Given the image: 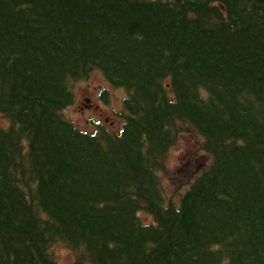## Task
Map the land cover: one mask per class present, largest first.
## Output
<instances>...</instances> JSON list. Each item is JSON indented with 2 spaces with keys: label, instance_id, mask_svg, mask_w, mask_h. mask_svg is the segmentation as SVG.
<instances>
[{
  "label": "trees",
  "instance_id": "obj_1",
  "mask_svg": "<svg viewBox=\"0 0 264 264\" xmlns=\"http://www.w3.org/2000/svg\"><path fill=\"white\" fill-rule=\"evenodd\" d=\"M95 70L129 93L118 131L63 114ZM180 125L211 162L165 205ZM58 242L69 264H264V0H0V264H59Z\"/></svg>",
  "mask_w": 264,
  "mask_h": 264
},
{
  "label": "rangeland",
  "instance_id": "obj_2",
  "mask_svg": "<svg viewBox=\"0 0 264 264\" xmlns=\"http://www.w3.org/2000/svg\"><path fill=\"white\" fill-rule=\"evenodd\" d=\"M72 88L74 101L64 109L63 114L75 126L85 131H90L97 122L112 131L122 127L121 115L127 113L124 100L129 96L125 89L112 86L97 70L87 79L74 82ZM180 126V135L166 158V170L159 174L165 205L173 197L174 202H179L180 197L189 189L188 183L179 184L175 180L177 175L186 176L188 170H193L196 172L191 180L193 181L211 162V157L202 150L203 138L193 131H185L182 125ZM139 216L144 222L151 220V216L144 211ZM52 252L59 264L74 261L73 252L61 242L54 244Z\"/></svg>",
  "mask_w": 264,
  "mask_h": 264
}]
</instances>
